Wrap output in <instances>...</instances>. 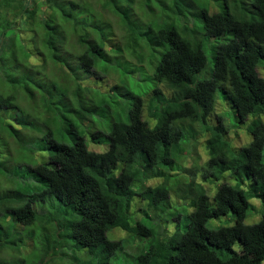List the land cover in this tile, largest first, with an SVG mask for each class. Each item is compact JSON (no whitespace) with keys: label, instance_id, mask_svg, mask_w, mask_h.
Masks as SVG:
<instances>
[{"label":"trees","instance_id":"1","mask_svg":"<svg viewBox=\"0 0 264 264\" xmlns=\"http://www.w3.org/2000/svg\"><path fill=\"white\" fill-rule=\"evenodd\" d=\"M260 67L264 0H0V264L24 239L44 260L111 264L125 246L113 229L149 239L133 264H262L264 214L244 224L250 199L264 206ZM218 96L246 125L239 150ZM197 128L204 182L229 172L246 191L223 183L210 198L181 165ZM229 213L233 225L207 228Z\"/></svg>","mask_w":264,"mask_h":264},{"label":"rangeland","instance_id":"2","mask_svg":"<svg viewBox=\"0 0 264 264\" xmlns=\"http://www.w3.org/2000/svg\"><path fill=\"white\" fill-rule=\"evenodd\" d=\"M146 50H144V53ZM205 53L208 57V63L207 65L209 66L210 63V56H209V50L208 46L205 48ZM133 63L140 65L136 60L130 58ZM145 64V63H144ZM257 72L260 76L264 78V69L263 68H258ZM57 76L54 74V77L57 80ZM65 81L62 83V85L68 86L69 90H73L74 88V83L71 80V78L64 79ZM96 87L99 88L101 91H108V89L115 84V79H113L111 76H107L101 80H96ZM144 85L145 83L142 82ZM85 95V94H84ZM86 96V95H85ZM221 114L223 117V123L226 127V134L224 136V141L228 142L234 150H239L242 146L248 144L251 140L249 137L247 131L245 130L246 125H240L237 120L235 119L234 115L230 112L226 104L223 103L222 99L220 96L217 97V102H216V109H215V116L216 114ZM146 116V115H145ZM149 123L152 125L154 124L153 121H151L148 117L146 118ZM213 116L208 118V123L212 124L213 121ZM251 117H248L246 124L249 122ZM264 120V119H263ZM197 137L195 140H191V143L188 144V141H185V153L182 156V162L181 165H185V168L187 169H192V171H195V178L196 182L202 183L206 189V192L210 198L213 197L214 193L216 192V188L220 186L223 183H228L231 186H238L242 190L246 191L247 190V182L241 183L238 179H236V176L231 175V173H225L223 176H220L218 180H214L213 177H210L208 180L204 182L202 173L204 172L205 169V162L208 159V153L205 148V140L208 137L205 136V134H201L199 128H197ZM190 142V141H189ZM93 150L98 151V148L95 146H92ZM233 152V151H232ZM24 154L26 153L25 151L23 152ZM234 153V152H233ZM235 154V153H234ZM264 160V159H263ZM187 177L188 176H185ZM163 182L161 179H151L147 182L149 186H156ZM250 204L252 205V208L249 209L246 213V218L244 220L245 225H253L259 222L261 219V216L264 214V206L261 205L260 201L258 199H250L249 200ZM177 209L180 211L181 210V205L176 204ZM137 208H134L132 211L136 214L139 213V208L143 207L142 202L137 201ZM137 217V216H135ZM234 224L233 216L231 213L227 214L226 216L220 217L218 219H213L207 223V228L210 230L217 229L218 227L222 226H231ZM150 228L154 229V234L157 235L160 229L162 228H167L168 231H170L174 226V222H168V224L164 223H153L149 224ZM107 236L109 239L113 240H121L124 239V249L122 252L117 255L116 260H113L111 264H133L134 257L138 254H140L142 251V248L147 246L149 243L148 238H130L129 234L119 231L118 229H113L112 231H109L107 233ZM23 246V249L25 250L24 253H19V252H12L9 250H5L2 253V258L8 262V264H22V261L25 260L24 264H63V261L58 260L59 258L49 260L47 258L44 260L40 256L37 250L34 249L32 254H29L30 252V245L31 241L30 239H24L23 243L21 244ZM234 250L239 251L240 246L239 244L234 245ZM81 260H86L88 255H86L85 252L83 251H78L75 253ZM69 264L71 263V260L68 258L67 259ZM264 264V261L263 263Z\"/></svg>","mask_w":264,"mask_h":264},{"label":"clouds","instance_id":"3","mask_svg":"<svg viewBox=\"0 0 264 264\" xmlns=\"http://www.w3.org/2000/svg\"><path fill=\"white\" fill-rule=\"evenodd\" d=\"M112 231V230H111Z\"/></svg>","mask_w":264,"mask_h":264}]
</instances>
